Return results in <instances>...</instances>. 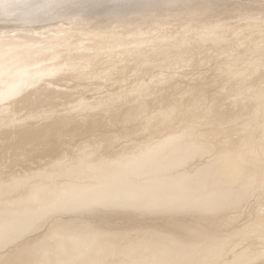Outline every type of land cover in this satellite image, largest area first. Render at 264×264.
I'll list each match as a JSON object with an SVG mask.
<instances>
[{
    "label": "bare ground",
    "instance_id": "6f19581e",
    "mask_svg": "<svg viewBox=\"0 0 264 264\" xmlns=\"http://www.w3.org/2000/svg\"><path fill=\"white\" fill-rule=\"evenodd\" d=\"M0 264H264V0H0Z\"/></svg>",
    "mask_w": 264,
    "mask_h": 264
}]
</instances>
